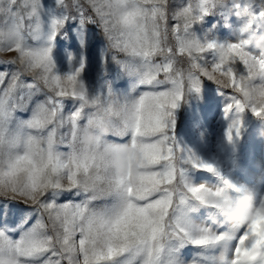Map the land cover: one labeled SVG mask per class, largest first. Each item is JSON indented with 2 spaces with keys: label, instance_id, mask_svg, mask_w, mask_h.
Wrapping results in <instances>:
<instances>
[{
  "label": "snow or ice",
  "instance_id": "1",
  "mask_svg": "<svg viewBox=\"0 0 264 264\" xmlns=\"http://www.w3.org/2000/svg\"><path fill=\"white\" fill-rule=\"evenodd\" d=\"M40 2L0 0V55L15 53L0 60L12 66L0 70V264H199L183 260L184 243L225 240L224 264H264V222H232L228 232L215 218L188 217L185 209L203 205L207 192L240 189L171 132L174 109L204 79L225 96V117L246 109L264 116V53L248 39L264 30V6L255 12L254 0H232L248 19L237 40L222 43L201 40L192 26L224 0H57L64 15L51 20L47 39L68 18L95 24L106 52L133 78L126 91L109 85L91 94L80 78L83 61L58 74L51 48L36 43ZM105 123L106 134L82 143L84 131ZM241 127L231 121L229 141ZM122 146L134 150L127 171L115 167ZM184 165L222 184H194ZM13 201L26 210L10 223Z\"/></svg>",
  "mask_w": 264,
  "mask_h": 264
},
{
  "label": "rangeland",
  "instance_id": "2",
  "mask_svg": "<svg viewBox=\"0 0 264 264\" xmlns=\"http://www.w3.org/2000/svg\"><path fill=\"white\" fill-rule=\"evenodd\" d=\"M179 4L182 0H173ZM264 0H254L252 9L259 12ZM232 0L216 5L211 11L194 22L192 31L201 39H216L219 42L235 41L241 36L240 28L247 17L236 14ZM64 15V8L57 0H41L38 16L42 25V35L36 43L51 48V56L58 74H66L78 68L83 61L80 78L91 94L103 93L110 85L117 93L130 88L132 77L106 52L107 42L100 28L95 24L81 25L78 18H68L56 35L48 40L51 20ZM264 24V20L260 21ZM257 27V25H253ZM31 42V41H30ZM212 58L211 52L208 54ZM15 53L0 55V60H8ZM11 69V65L0 64V70ZM30 80V77H26ZM69 104L71 100L67 101ZM225 96L217 85L204 79L200 90L188 91L174 109L175 124L171 129L175 143L201 159L212 163L221 176L230 180L237 189L251 188L257 202L264 200V116L255 115L250 109L235 112L225 117L223 108ZM70 106V105H69ZM68 108H65V112ZM25 115V114H22ZM242 120L240 135H233L231 141L226 129L233 119ZM186 176L194 184L207 183L221 185L220 177L207 170L184 165ZM234 196L238 191L229 190ZM9 222L14 223L26 206L15 201L8 204ZM188 217L196 223L215 218L220 222V231H233L232 222L227 221L219 210L193 203L185 209ZM228 240L207 248L190 242L184 243L180 254L186 262L199 264H224L220 257L229 249Z\"/></svg>",
  "mask_w": 264,
  "mask_h": 264
},
{
  "label": "clouds",
  "instance_id": "3",
  "mask_svg": "<svg viewBox=\"0 0 264 264\" xmlns=\"http://www.w3.org/2000/svg\"><path fill=\"white\" fill-rule=\"evenodd\" d=\"M248 39L252 47L264 53V30L252 32ZM84 87L87 88L85 83ZM107 132L108 126L105 123L98 132L92 129L84 131L81 135V141L85 145H90L95 142L98 135L106 134ZM130 151L134 150L129 147H121L120 154L115 158L117 171H127L130 162L126 158V154ZM131 163L134 169L136 162L132 161ZM203 205L219 210L229 222L240 221L247 223L255 221L257 225L264 222V207L257 202L255 192L248 187L240 188L235 196L229 191L217 193L213 189L205 194ZM5 264H7V258H5Z\"/></svg>",
  "mask_w": 264,
  "mask_h": 264
}]
</instances>
